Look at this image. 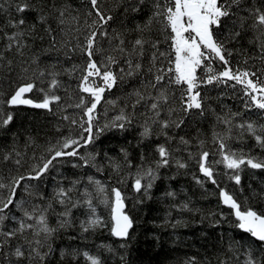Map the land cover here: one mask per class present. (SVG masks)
Returning <instances> with one entry per match:
<instances>
[{"label":"trees","instance_id":"16d2710c","mask_svg":"<svg viewBox=\"0 0 264 264\" xmlns=\"http://www.w3.org/2000/svg\"><path fill=\"white\" fill-rule=\"evenodd\" d=\"M22 2L23 0H0L4 6L3 10H0V53L4 55V59L0 61V92H3L6 99L23 77L32 78L38 75L41 69L54 70L61 73L57 77L61 87L55 90V94L62 99L58 104L52 105V112L25 105H0L5 114L11 112L13 115L12 122L6 128H0V183L9 185L8 188L0 189V199L7 197L14 178L27 176L34 167L42 166L44 159L54 154V148L59 146L58 142H63L67 137L79 139L82 134L79 120L83 110L66 107L79 102L81 94L77 89L78 74L69 75L64 69H70L74 64H83V57L76 53L69 58L65 55L66 47L59 50L51 48L44 29L51 25L59 47V43L64 41L76 43L73 36H77L82 42L83 33L88 31L86 24L91 23L92 19H97L94 14L86 17L90 6H86L82 0H31L36 10L19 14L15 11V4ZM53 3L57 8L69 9L70 15L63 35L54 18L49 20V24L37 23L38 12L42 10L45 15L49 14ZM118 4L120 0H99L101 10L116 17L107 28L110 35L113 29L130 30L137 23H143L151 12L149 3L142 13L134 17L132 14L125 16L123 6ZM241 4L243 11L237 13L238 17H248L250 9L264 8V0H241ZM77 14L78 23L71 20V16ZM10 17L17 20L26 19L27 24L23 29L25 32L28 26L37 24L35 36H25L22 41L28 45L23 49L22 57L15 49L6 50L8 40L5 33L11 34L21 30L7 26ZM251 23L249 18L241 38L228 43V49L233 52V55L228 57L229 66L233 71L247 68L264 80V59H261L264 53H261L259 48L262 41L258 39L259 32L250 27ZM77 27L81 29L80 34L74 31ZM155 27L150 36L145 34V38L153 41L163 40V36ZM227 27H232V21L228 22ZM236 27L239 28V22ZM218 35L222 37V33ZM136 37L135 32L126 33L129 46ZM99 43L105 50H109L107 40L100 38ZM160 51H168L167 43L161 45ZM151 52L149 48L147 55L151 56ZM34 59L36 62L32 63ZM9 60L13 62L11 70L7 66ZM143 65L144 69L140 74L131 78L125 77L123 81H118L113 89L106 91L95 113L96 127L102 128L111 122L120 115L121 109L133 118L132 124L125 130L110 129L100 133L91 145L78 149L79 156L58 158L42 178L22 181L14 197L16 203L4 210L6 219L0 224V231H10L18 226L20 220H26L25 211L33 213L34 216L43 212L48 217L49 226L57 227L58 213L65 210L64 206L56 202L54 196L59 188L72 189V202L91 199L95 214L108 224L110 208L102 201L105 195L111 197L113 187H119L127 197L126 211L134 220L130 237L127 240L114 237L108 227L82 232L80 222L87 220L92 213L86 204L80 203L71 209V226L58 231L49 239L48 243L54 251L46 258L45 264H89L82 255L84 252L98 257L102 264H188L192 258H195L196 264H221V261L226 264H244L248 249H252L257 259L264 257V248L250 234L235 226L236 220L231 214V209L220 202L219 189L202 176L197 163L201 152H209L208 162L213 166L219 187L234 193L245 207L251 206L264 213V169L243 167L240 173L241 184L236 185L226 174L231 170L226 169L223 164L215 163L221 159L217 137L224 138L229 149L237 154L243 152L245 155L264 159V148L257 145L246 129L237 127L239 124L252 123L257 134L264 135V110L246 109L242 86L228 81L227 84L201 85L199 91L205 97L203 115H200L198 110H192L190 114L185 115L180 110L181 86L168 84L166 78L160 87L167 91L169 102L163 105L159 119H183L184 124L178 129L174 126L167 129V136L160 134L158 125H152V135L141 140V125L152 115L149 111V100L158 95V89L149 86L153 79L152 74L148 72L149 61L145 59ZM168 66L165 62L164 67ZM207 66L206 64L197 70L199 77L206 76ZM122 67L126 68V65L114 66L113 70L120 73ZM211 67L216 72L224 70V65L219 60H214ZM24 68L29 70L24 73ZM48 79L45 77L43 82L37 80V88L28 96L34 100H42L43 94L39 88H46ZM134 90H139L145 96V100L135 109L132 105L136 97L131 95ZM109 101H115V105L108 103ZM169 109H175L171 116ZM233 113L239 115L233 117ZM64 115L70 119L64 120ZM71 119H76L78 123L71 124ZM225 119L231 120V124L223 123ZM181 137L188 143L182 144ZM160 144L169 149L171 163L157 170L158 178L147 196L136 193L132 188L135 174L140 168L147 169L150 165L155 168L159 159L155 149ZM121 149L127 151L128 159L134 165L132 168L127 166ZM4 155H10V160H3ZM141 156L145 158L143 161ZM80 157L89 159L90 163L85 165ZM92 157L95 159H91ZM16 160H19L20 164L17 165ZM176 161L187 164V167L178 168ZM117 164L120 165L119 171L114 168ZM89 177L99 181L104 186L105 193H100L95 183H89ZM194 177L204 180L203 185L197 184ZM167 192H173L175 195L167 196ZM183 205H187V208ZM26 222L35 224V219ZM3 239L4 237H0V240ZM37 239L43 241V234L39 237L34 236L32 231L18 234L2 251L6 255L19 246L27 253L30 247H36L34 241ZM122 244H126V247H121ZM40 251L47 252V246ZM61 251L69 254L79 252L81 255H67L61 260ZM15 260L14 256L7 259L0 256L3 264H12ZM20 264H30V261L23 259Z\"/></svg>","mask_w":264,"mask_h":264},{"label":"snow or ice","instance_id":"6c2138e0","mask_svg":"<svg viewBox=\"0 0 264 264\" xmlns=\"http://www.w3.org/2000/svg\"><path fill=\"white\" fill-rule=\"evenodd\" d=\"M82 2L86 6H90L86 17H91L93 14L97 17V19H92L91 23L86 24L88 31L83 33L82 42L77 36H73L76 43L72 44L69 41H64L59 43L58 47L56 33L51 28L49 20L55 19L57 27L61 35H63L66 21L70 15L68 8H57L53 3L52 11L49 14L45 15L42 10L37 14V23L40 25L49 24L44 31L49 39L51 48L59 50L66 47L65 55L69 58L76 53L83 57V64H74L70 69H64V72L69 75L78 74L77 89L81 94L79 102L66 107H75L83 110L82 117L79 120V126L82 129L81 137L79 139L67 137L63 142H58L59 146L54 148V155L50 159H44L42 166L34 167L27 176H19L11 181L9 194L5 199H0V224H3L6 219L5 215H3L4 210L16 203L14 197L22 181L42 178L58 158L79 156L78 149L91 145L100 133L110 129L125 130L132 124L133 118L125 114L124 110L121 109L120 115H117L111 122L105 124L102 128L96 127L94 125V121L97 118L95 113L97 106L104 98L105 92L113 89L118 81H123L125 77L131 78L140 74L144 69L143 61L145 59L149 61L148 72L153 77L152 81L149 82V86L153 89H158V95L149 100V111L152 115L141 125L142 130L139 134L141 140L147 139L152 135V125H158L161 130L160 134L167 136V129L173 126L178 129L184 124L183 119L178 121L159 119L163 105L169 102L167 91L160 87L166 78L168 84L181 86L180 110L185 115L190 114L192 110H198L199 114L203 115L205 97L199 91L201 85L227 84L228 81H234L242 86L246 109L256 108L264 110V80H261L255 72H250L247 68L233 71L229 66L228 60V57L232 56L233 52L227 47L228 43L238 41L241 38L242 32L246 30L247 20L250 18L252 21L250 27L259 32L258 39L262 41L259 44V48L261 53H264V8L250 9L248 17H238L237 13L243 11L241 0H120L118 6H123L125 16L132 14L134 17L136 14L142 13L149 3L151 12L143 23H137L130 30L117 31L113 29L110 35L107 28L111 26L116 17L111 14H105L99 7V0H82ZM3 7V3H0V10H3ZM35 10V5L31 3V0H23L22 3L15 4V11L19 14ZM71 20L78 23L79 14L71 16ZM229 21H232L231 28L227 27ZM237 22H239V28L236 27ZM26 24L27 21L24 18L17 20L10 17L7 26L21 30L14 31L11 34L5 33V38L8 40L6 50L15 49L21 57L24 54L23 49L28 46L26 42L22 43L24 37L33 38L37 31L36 23L28 26L27 32L23 31ZM154 26H156L155 30L163 36V40L157 39L153 41L145 38V34L151 35ZM121 27L123 28V22ZM74 31L78 34L81 33L79 27L75 28ZM128 31L137 34L130 46L126 40ZM218 33H222V37ZM100 38L108 41L109 50H105L101 46L99 43ZM164 43H167L168 51H160V47ZM149 48L152 50L151 56L147 55ZM3 59L4 55L0 53V61ZM261 59H264V55L261 56ZM214 60H219L224 65L223 71L216 72L211 67ZM35 62L34 59L32 63ZM165 62L169 65L166 68L164 67ZM245 63H247V60H245ZM12 64L11 60L7 62L9 70H11ZM120 64L126 65V68L122 67L120 73H117L113 68ZM206 64L208 65L205 68L206 76L201 78L197 75V70ZM153 69H155V72H153ZM28 70V68H24L22 72L26 73ZM59 75L61 73L54 70L41 69L38 75H34L32 78L23 77L6 99L3 92H0V105H26L52 112V105L58 104L62 99L55 94V90L61 87V83L57 78ZM45 77L49 78L47 87L39 88V91L43 94L42 100L36 102L31 98H26V94L32 93L37 88L36 81L40 80L43 82ZM131 95L136 97L135 103L132 105L134 109L141 101L145 100V96L139 90H134ZM108 103L115 105V101H109ZM174 113L175 109H169L170 116ZM237 115L239 113L232 114L233 117ZM62 118L64 120L70 119L67 115ZM12 120V113L5 114L3 109L0 108V128H6ZM149 120H151V124H149ZM70 122L73 125L78 123L76 119H71ZM222 122L231 124L229 119H225ZM237 127L246 129L254 137L257 145L264 148V135L257 134L252 123L239 124ZM216 140L219 145L221 159L215 163L223 164L226 169L231 170L230 173L226 174L236 185L241 184L240 173L243 167L264 169V159L245 155L243 152L237 154L229 149L224 142V138L217 137ZM180 142L182 144L188 143L183 137L180 138ZM50 151H53V149H50ZM121 151L125 156L127 166L132 168L134 165L128 159L127 151L125 149H121ZM155 151L159 156L155 163V168L150 165L147 169H138L135 174L132 188L136 193H143L147 196L149 190L153 187L154 181L158 178L157 170L171 163V153L165 145H157ZM209 156L210 153L207 151L199 154L197 160L199 172L205 179L217 186L220 202L231 209V214L236 220L235 226L250 234L264 248V213L257 211L251 206L245 207L244 204L237 200L234 193L219 187L215 179L213 166L208 162ZM80 159L83 160L85 165L90 163L89 159L84 157H80ZM91 159L95 158L92 157ZM144 159L141 156V160L143 161ZM3 160H10V155H4ZM15 163L18 165L20 161L16 160ZM176 166L183 169L187 167V164L176 161ZM114 168L119 171L120 165H114ZM194 179L197 184L203 185L204 180L199 177H194ZM88 180L89 183L97 185V190L100 193H105V188L99 181H94L92 177H89ZM120 182L122 183L123 181ZM8 187L9 185L0 183V189ZM71 191V188H59L54 193L56 202L65 208L63 212L58 213L57 227L49 226L48 217L43 212L39 216H34L33 213L25 211L24 217L26 220H20L18 226L10 231H0V237H4L3 240H0V256H5L6 259L14 256L16 260L12 264H20L23 259H28L30 264L32 262L34 264H45L46 258L54 251L51 244L48 243L49 239L54 237L58 231L71 226V209L76 208L80 203L86 204L92 213L87 220L80 222L82 232L108 227L110 234L114 237L122 240H127L130 237V230L134 226V220L126 211L125 201L127 197L119 187H113L111 189V197L105 195L102 201L110 208L108 224L95 214L91 199L72 202ZM85 194L87 195V190H85ZM166 195L174 196L175 193L167 192ZM69 204L71 207H68ZM17 206L19 207L20 205L17 204ZM49 207H51V204ZM183 207L187 208V205H183ZM221 215L223 216V214ZM33 219H35V224L26 222ZM215 223L218 224L219 221H215ZM27 231H32L36 237L43 234V241L40 239L35 240L36 247H30L27 253L22 247L18 246L15 247L14 251H9L5 255L2 251L4 246L8 245L18 234H23ZM45 246H47L48 251L41 252L40 249ZM121 247H126V244H122ZM67 255L75 257L81 255V253L73 252L69 254L61 251V260ZM82 255L89 264H102L98 257L92 256L87 252L82 253ZM0 264H3V262L0 261ZM188 264H196L195 258H192ZM221 264H226V262L221 261ZM244 264H264V257L257 259L252 249H248L245 253Z\"/></svg>","mask_w":264,"mask_h":264},{"label":"water","instance_id":"95a60500","mask_svg":"<svg viewBox=\"0 0 264 264\" xmlns=\"http://www.w3.org/2000/svg\"><path fill=\"white\" fill-rule=\"evenodd\" d=\"M26 98H31V97H29L28 94H26ZM31 99H32V98H31ZM33 100H34V99H33ZM34 101L39 102L38 100H34ZM25 106H26V105H25ZM52 155H54V154H52ZM52 155H51V156H52ZM51 156H50L48 159H50Z\"/></svg>","mask_w":264,"mask_h":264}]
</instances>
